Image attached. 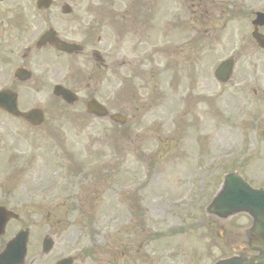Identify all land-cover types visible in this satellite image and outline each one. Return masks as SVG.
<instances>
[{"label": "rangeland", "instance_id": "1", "mask_svg": "<svg viewBox=\"0 0 264 264\" xmlns=\"http://www.w3.org/2000/svg\"><path fill=\"white\" fill-rule=\"evenodd\" d=\"M117 1L105 0V10L115 11L117 6L113 5ZM98 5L100 2L94 3V6ZM241 14L242 18L230 23L225 33H220L216 24L214 31L203 29L211 33V36H205L208 53H204L203 63H193L192 57H188L190 48L183 51L187 45L182 47L185 42L181 41V36L167 40L156 37V42L150 38L149 42L134 35L130 37L133 49L128 46L125 49H129L128 59L137 64L134 72L140 68L139 74L144 70L150 74L140 82L132 74L129 77L132 88L128 85L118 91V61L123 56L114 50L111 59L115 65L107 75L105 90L110 88L117 95L134 90L133 95L130 98L127 95L119 105L117 99L109 100L113 105L112 113L120 112L128 117L126 126L115 124L109 118L97 120L88 116L83 104L66 109L73 113L67 121L55 120L54 112L61 109L47 103L46 98L39 99L42 103L39 107L50 109L46 125L41 128L33 129L24 122L0 114V146L13 145L18 150L15 158L18 168H9L6 172L12 178H20L14 186L21 195L28 192L26 195L33 201L32 209L27 211L33 237L59 234L52 255L43 261L76 254L75 264H120L122 261L130 264V256L137 259L135 264H162L170 251L172 258L180 264H192V258L201 257L206 258V264H212L217 258L232 255L229 247L233 246L237 233L247 228L249 218L237 215L222 223L209 217L205 207L225 176L232 172H238L252 187L264 189V53L256 50L251 55H241L232 53L231 46L223 48L228 36H238L239 27L248 33V18L243 20L245 14ZM48 18L51 17L46 16L47 23ZM110 20L116 23L112 16ZM64 21L61 16L56 18L58 28L67 31ZM137 30L138 36L149 32L142 27ZM125 34L129 33L126 31ZM152 34L156 36V29ZM162 44L166 49L162 50ZM175 53L186 54L189 58L186 64L194 67L180 79L183 88L179 89L174 88L176 80L171 77V72L164 74L162 67ZM231 54H236L238 61L234 81L221 85L215 80L214 71ZM163 75L171 80L168 90V84H161ZM173 94L182 96L181 102L185 101L186 115L179 122L193 123L184 142L180 136L166 137L169 121L179 111L175 110L178 102L169 104ZM23 108L26 107L23 105ZM154 117L164 126L152 131L156 124ZM129 130L130 146L123 138ZM147 131L158 135V143L163 145L158 155L144 154L145 149L157 141L153 135L145 136ZM54 132L58 134L57 138L49 134ZM198 134L207 140H202ZM194 141L199 146L198 157L190 154L192 159L177 163L181 143L192 150ZM204 141L208 144L205 149ZM60 144L71 148H57ZM99 148H105L99 156L105 154L108 166L103 174L95 175L90 161L93 151ZM144 158H149L153 165L155 162L159 165L174 163L160 167L155 181L147 184V169L141 165ZM6 168L0 166V176ZM189 178L197 179L196 192L205 183L200 191L203 195L198 193L196 200L195 191L191 192L185 185ZM122 184L127 187L121 191L118 187ZM125 192L127 196H124ZM188 195L193 200L186 199ZM57 200H66V204L60 206L61 211L54 212ZM39 202H45V205L41 206ZM64 206L71 210L67 212ZM182 243L187 245L180 251L178 247ZM173 248L180 251L183 259ZM87 251L91 252L89 256L85 255ZM32 257L31 247L30 259ZM196 263L203 264V261Z\"/></svg>", "mask_w": 264, "mask_h": 264}, {"label": "water", "instance_id": "2", "mask_svg": "<svg viewBox=\"0 0 264 264\" xmlns=\"http://www.w3.org/2000/svg\"><path fill=\"white\" fill-rule=\"evenodd\" d=\"M226 65L222 66L221 69L218 71L219 76H225L226 74ZM233 184L236 185L235 195L233 196L231 192H233L232 187ZM216 206H228L224 208L223 211L229 209H244L249 210L254 213L255 216L258 218H262L264 214V192H256L247 189L242 182L236 183L234 180L228 179V185L226 188L225 193L216 201ZM213 207V208H214ZM258 233L264 235V219H262V223L258 229ZM22 245H25L24 237L21 238ZM263 250V257H261L258 261L259 264H264V247ZM225 264H250V263H241V262H231Z\"/></svg>", "mask_w": 264, "mask_h": 264}, {"label": "flooded vegetation", "instance_id": "3", "mask_svg": "<svg viewBox=\"0 0 264 264\" xmlns=\"http://www.w3.org/2000/svg\"><path fill=\"white\" fill-rule=\"evenodd\" d=\"M162 1L164 0H153V6H157V5H160L162 3ZM203 2L204 0H193V3L192 5L195 6V4H197L198 7H201L203 5ZM17 36H26L24 34H17ZM87 36H90L89 34L85 35V36H74L73 38H80L79 42L80 44L83 46L84 48V51L85 49L88 47V42H89V38ZM103 43V47L105 48V38L103 39L102 41ZM25 47L27 49L30 48V45L29 44H24ZM3 47V43L0 42V48ZM14 52L13 48L10 46V47H7V53L8 54H12ZM85 54V52H84ZM74 56H69L68 58V63L70 65H73V62L75 61V57L74 59H72ZM104 60V59H103ZM56 68H58L57 71L53 72L52 73V79L54 81H60L62 79V76H63V69L64 67L62 66H57ZM101 77V82L102 84L105 86V62L103 64V66L101 67H98V69L96 71H94V69L91 70V72L87 75V77H83L82 75L77 77V79H72L71 82H73L74 84L76 83H85L87 82L88 85H90L91 83H95L97 82V80ZM5 79H7V77L5 76ZM33 83L34 85L36 86H39V85H45V80L44 78H38V77H33ZM7 206L13 210V211H17L15 210V206L12 204V200H8L7 201ZM0 246H2V243H0Z\"/></svg>", "mask_w": 264, "mask_h": 264}]
</instances>
